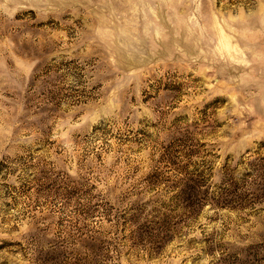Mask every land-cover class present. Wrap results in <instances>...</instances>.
<instances>
[{
  "label": "rangeland",
  "instance_id": "1",
  "mask_svg": "<svg viewBox=\"0 0 264 264\" xmlns=\"http://www.w3.org/2000/svg\"><path fill=\"white\" fill-rule=\"evenodd\" d=\"M0 264H264V0H0Z\"/></svg>",
  "mask_w": 264,
  "mask_h": 264
}]
</instances>
